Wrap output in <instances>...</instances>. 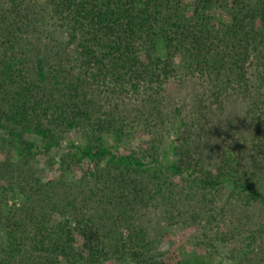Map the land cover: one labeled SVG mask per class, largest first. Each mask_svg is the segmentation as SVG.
Here are the masks:
<instances>
[{"label": "trees", "instance_id": "obj_1", "mask_svg": "<svg viewBox=\"0 0 264 264\" xmlns=\"http://www.w3.org/2000/svg\"><path fill=\"white\" fill-rule=\"evenodd\" d=\"M188 79L195 115L167 111ZM257 182L264 0H0V264H177L142 218L205 235L232 199L262 210L234 256L252 264Z\"/></svg>", "mask_w": 264, "mask_h": 264}, {"label": "rangeland", "instance_id": "obj_2", "mask_svg": "<svg viewBox=\"0 0 264 264\" xmlns=\"http://www.w3.org/2000/svg\"><path fill=\"white\" fill-rule=\"evenodd\" d=\"M201 91V86L196 84L194 80L188 79L180 84H178L177 81H173L164 94L165 104L168 107L167 111H170L175 106H180L183 112L188 116L195 115L194 111L198 105L197 99H199L198 97L196 98V94ZM145 97V93L140 94L137 100L132 98L131 103L141 102V98ZM148 105L147 108H149ZM226 106L227 108L224 110L225 114L228 112L230 114L234 113L243 118L245 110L236 103H232L231 101L227 103ZM72 136L74 139L78 138L74 133ZM165 136H167V134ZM222 138L224 139V136ZM146 139V136L135 138L131 141L130 145L134 147H143L145 146ZM56 153L57 152H54L53 154ZM39 159L38 166L42 177L45 180L54 177L56 173L50 171L48 165L46 163L44 164V158L40 157ZM256 187H258L261 192L264 191V189L262 190L264 184L262 185V183L257 182ZM164 215L165 214L162 213V208L159 207L158 211H150L147 218H142V222L149 228L153 235L156 233L163 236L161 249L167 250L168 248L166 254L174 263L183 264L182 260H185L186 256H191L194 253H201L207 256L210 252L212 253L211 258L213 261H222V264H236L238 258L236 259L234 256L241 251V243L245 240V235L250 230L257 228V224L262 216V210L258 204H248L245 203L244 200L236 201L232 199L231 203L225 206L224 212H222L218 216V219L212 224V227L205 230V235H202L200 231L196 232L194 227H183L180 224H170L164 219ZM233 229H235V232L233 231L232 237L230 233ZM258 244L264 249V233L257 237L256 247ZM259 248L256 250L259 251ZM251 255L253 257L252 264H264L263 253L260 254L255 251L251 253ZM105 264L112 263L106 262Z\"/></svg>", "mask_w": 264, "mask_h": 264}]
</instances>
